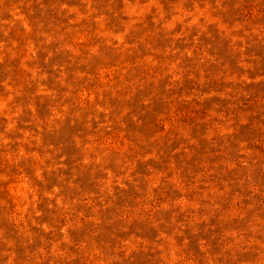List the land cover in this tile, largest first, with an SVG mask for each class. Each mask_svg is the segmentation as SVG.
Returning <instances> with one entry per match:
<instances>
[{
    "label": "rangeland",
    "instance_id": "1",
    "mask_svg": "<svg viewBox=\"0 0 264 264\" xmlns=\"http://www.w3.org/2000/svg\"><path fill=\"white\" fill-rule=\"evenodd\" d=\"M0 264H264V0H0Z\"/></svg>",
    "mask_w": 264,
    "mask_h": 264
}]
</instances>
